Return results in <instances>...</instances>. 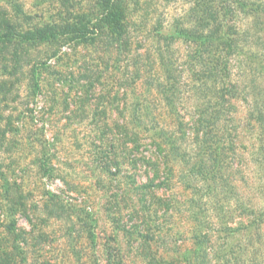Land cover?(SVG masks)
Returning <instances> with one entry per match:
<instances>
[{
	"label": "rangeland",
	"instance_id": "obj_1",
	"mask_svg": "<svg viewBox=\"0 0 264 264\" xmlns=\"http://www.w3.org/2000/svg\"><path fill=\"white\" fill-rule=\"evenodd\" d=\"M23 1L39 20L58 22L60 14L73 22L74 8L88 11L94 2ZM192 1L128 0V44L106 31L88 45L72 41L50 48L57 55L39 68V92L32 64L17 78L6 74L15 86L6 101L0 94V209L10 212L18 203V263L195 264L188 256L195 253L197 214L213 234L208 264H264V222L243 232V223L264 214V125L256 122L264 108V69L258 65L261 60L264 66V47L256 33L234 37L235 52L252 50L260 59L247 61L240 53L233 58L236 92L224 111L231 121L218 125L225 150L217 190L193 169L201 157L192 138L202 121L205 85H191L189 73L178 74L183 102L176 112L155 85L157 79L166 83L160 57L189 69V48L173 41L170 31ZM244 17L235 16L233 23L249 29ZM40 49L32 57H46ZM134 114L146 130L134 128ZM164 127L187 138L181 151L190 163L176 159L170 145L158 147ZM128 129L138 136L130 140ZM4 187L13 202L5 200L10 193Z\"/></svg>",
	"mask_w": 264,
	"mask_h": 264
},
{
	"label": "trees",
	"instance_id": "obj_2",
	"mask_svg": "<svg viewBox=\"0 0 264 264\" xmlns=\"http://www.w3.org/2000/svg\"><path fill=\"white\" fill-rule=\"evenodd\" d=\"M23 2L0 0V94L4 101L8 99L11 89L15 86L14 82L7 79L6 74L17 78L19 74H24L25 66L31 64L35 90L36 92L41 90L39 68L47 67L48 60L57 55L56 52L53 55L48 53L54 46L59 48L72 41L88 45L94 43L106 31L112 32L113 41L119 43L125 38V43L128 44L125 20L128 0H94L92 8L79 13H75L79 9L74 8L72 11L74 15L69 16L73 17V22L64 21L67 19H64L63 14L59 16L62 18L60 22L54 21L52 17L49 21L39 20L37 14L27 12ZM240 14L245 15L243 20L249 22V29H245L244 26L239 28L233 23L235 16L239 17ZM251 31L256 33L258 44L264 47V0H194L182 19H175L170 31V38L173 41H184L189 48L187 56L189 69L175 68L176 61L172 59L169 61L168 58L164 60V57H160L159 60L166 83L157 79L155 85L171 111L176 112L183 102L182 98L179 100L178 74L189 73L192 76L190 83L187 81L189 84L193 85L192 82L197 81L206 87L203 97L205 101L200 110L202 121L196 122L192 138L193 143L200 149L201 157L199 156L198 161L193 164V169L201 175L211 190H217L214 186L217 182L222 184V177L218 176L220 162L221 164L224 162L225 144L223 137L218 136L220 131L218 125L224 124L227 127V123L231 121L224 111L226 105L227 110L231 107L229 100L233 99L231 96L236 92V88L232 86L233 58L240 53L247 61L254 62L260 59L252 50L234 51L237 49L234 37L239 34L245 38ZM37 49H40V55L46 52V57L42 59L41 56L38 59L32 57V51ZM258 65L264 69L261 60ZM87 88H90V85ZM225 97L231 98L227 101ZM262 105L264 106V100ZM261 109L264 110L263 107ZM263 110H258L256 116V122L260 127L264 125ZM131 123L134 128L139 126L144 128L138 114L132 115ZM183 125L182 122L178 123L179 130ZM134 130L128 129L130 140L132 136H138V132ZM0 133L5 135L4 130L0 129ZM177 133L178 131L170 132L165 127L160 129L157 136L158 147L162 149L163 145H170L176 159L190 163V159H186L187 153L182 154L181 151L182 145L188 140L184 135L178 137ZM227 135L229 136L225 133V138ZM221 157L223 160H220ZM217 178H221L220 181ZM4 189L6 191L5 187ZM6 193H10V188H7ZM10 195L8 194L5 200L13 202L12 194ZM14 204L15 207H11L13 209H10V212L8 209L6 211L0 209V264H20L16 252L21 249L19 245L21 234L16 233L15 220L19 209L16 207L18 203ZM5 215L7 220L11 218L10 223H4ZM263 215L259 214L257 219L249 224L243 223V232L259 230V224L264 222ZM192 220L195 224L192 230L195 253L188 257L194 259L195 264H208L210 262L208 252L215 247L212 230L209 224L204 227L203 222L204 224L206 222H202L197 214L192 216ZM6 232L8 237L5 235ZM232 237H235V234Z\"/></svg>",
	"mask_w": 264,
	"mask_h": 264
}]
</instances>
